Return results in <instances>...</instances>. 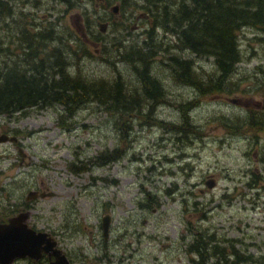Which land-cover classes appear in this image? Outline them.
I'll return each mask as SVG.
<instances>
[{
	"label": "rangeland",
	"instance_id": "374dc122",
	"mask_svg": "<svg viewBox=\"0 0 264 264\" xmlns=\"http://www.w3.org/2000/svg\"><path fill=\"white\" fill-rule=\"evenodd\" d=\"M24 1H15V7L29 20L73 36L61 34L74 48L84 44L90 51L91 56L81 61L84 76L120 75L137 84L138 64L135 71L131 63L118 62L115 71L105 59L116 61L122 52L147 40L156 20L151 12L137 8L143 0H131L125 7L119 0H29L23 5ZM118 3L115 14L111 7ZM77 23L94 44L80 36L73 25ZM101 23H108L106 33ZM1 34L7 45L18 46L14 32L5 29ZM153 38L156 45L170 44L171 53L194 61L192 79L219 77L212 57L176 50V36L160 27ZM238 44L241 61L227 80L233 92L205 97L178 83L171 74L170 55L164 52L167 46L158 50L152 73L163 82L167 96L149 117L133 114L122 120L128 132H122L120 119L98 103L84 105L70 119L62 106L0 116V137L17 138L0 144V218L15 209L7 207L6 197L19 205L13 210L19 212L28 192L39 191L46 197L32 203L30 225L51 233L74 257L84 256L87 248L95 261L97 249L98 254L102 251L101 220L110 215V256L128 255L136 248L145 264H156L155 259L161 264H191L189 246L204 235L206 243L214 236L227 254L226 261L210 255L204 264H231L232 250L254 257H246L245 264L262 262L264 133L240 127L250 110L257 116L264 111V31L243 26ZM71 71L77 72L75 67ZM186 104H195L189 114L182 107ZM115 150L118 159L100 165L104 153ZM73 165L84 171H74ZM211 179L216 183L212 189L207 185ZM125 232L129 236L118 243ZM141 262L137 257L130 263Z\"/></svg>",
	"mask_w": 264,
	"mask_h": 264
},
{
	"label": "trees",
	"instance_id": "16d2710c",
	"mask_svg": "<svg viewBox=\"0 0 264 264\" xmlns=\"http://www.w3.org/2000/svg\"><path fill=\"white\" fill-rule=\"evenodd\" d=\"M15 1L0 0V116L25 115L32 108L62 106L67 119H70L84 105L98 103L117 120L120 119L121 126L122 120L130 119L133 114L145 113L149 117L167 96L163 82L152 73L158 50L167 46L165 42L156 45L153 38L156 27L176 36V50L214 59L219 77L216 80L212 77L207 81L201 77L194 80L191 73L194 61L171 53L169 44L164 52L170 55L171 74L178 83L195 88L202 97L231 93L234 86L231 82L227 84V80L241 61L238 44L240 28L256 26L264 31V0H173V3L171 0H143L144 5L137 8L151 12L156 20L147 40L140 47L122 52L116 61L105 59L115 71L118 62L131 63L134 70L135 64L140 66L139 69L136 67L139 71V74L136 73L137 84H129L120 75L113 79L84 76V72H80L81 61L84 55L91 56L84 44L74 48L54 27H39L34 20H29L28 14L18 11ZM28 1H24L23 5ZM59 1L70 3V0ZM119 1L125 7L131 0ZM9 19L10 24L7 22ZM5 29L15 33L12 37L17 38L19 43L15 48L12 43L6 44L7 40L1 34ZM73 67L76 73L71 71ZM194 106L182 105L186 114ZM61 124L71 128L63 122ZM124 128L125 124L121 131L128 132L129 129ZM229 128L235 129L232 125ZM240 128L257 132L256 112L250 110L249 118ZM118 153V150L104 153L105 156L99 159L100 165L118 159ZM72 167L74 171H84V168ZM140 205L148 208L147 205ZM198 241L202 261L210 255L226 261L225 249L219 246L214 236L210 237V243L205 242L204 235H200ZM212 243L216 244L210 247ZM232 253L239 255L235 250Z\"/></svg>",
	"mask_w": 264,
	"mask_h": 264
},
{
	"label": "flooded vegetation",
	"instance_id": "af4514ba",
	"mask_svg": "<svg viewBox=\"0 0 264 264\" xmlns=\"http://www.w3.org/2000/svg\"><path fill=\"white\" fill-rule=\"evenodd\" d=\"M76 16L72 17V22L74 23V18ZM145 17V16H143ZM80 18V17H79ZM101 24H106L108 27V23H101ZM100 24V26H101ZM76 28V31L80 34L81 37H83V39H85V41L87 42V44H94L93 41V37L89 38L87 36V34L84 31V28L82 26V24H73ZM107 31V30H106ZM103 32V33H106ZM98 45V44H97ZM258 131H261L264 133V111L263 113L259 112V116H258ZM31 192H36V195L38 196L37 198L31 199L29 200L30 194ZM1 193H3V191L1 190ZM41 194H45L43 192H39V191H29L27 196H26V200L23 201V208L22 209H18L20 210L19 212H14L13 210H16L18 208V204L15 203H11L10 199L11 196L6 197L7 200V207L10 208L9 206L12 205L14 206L15 209L13 210H9L7 213L6 217H2L0 218V224H8L10 222V220L12 218H15L17 216H19L21 213L26 214L28 213V218L25 221V223L27 224V226L33 230H35L36 232H46L42 229H39L38 227H36V225H30L29 220L31 217V213H32V206H33V202L34 200H37L39 197L40 198H44L41 197ZM46 197V196H45ZM146 205V204H145ZM146 208V207H143ZM6 212V210H5ZM108 217L109 218V227L107 229V232H105L104 229V219ZM100 231H101V236L103 239V243H100L102 251L100 254H98V249H97V258L95 259V261H93L91 259V256L88 254V250L87 248H84V256H80V257H74L72 254H70V252L64 247V243L60 242L58 239H56L51 233L46 232L48 234V238L51 240V243L55 242V245L53 246V248H51L49 251H43L42 254L40 255V257L38 258H33V257H17L16 259H14V261L10 264H131V260H133L134 258L136 259L138 257L139 262H141V264H145V260L143 258L142 255H139L138 251L136 250V248H133L130 250V253L128 255H119V256H115L112 255L110 256L108 254V251L110 250V239L112 236V222H111V218L110 215H106L103 217V219L101 220V224H100ZM135 235V234H134ZM129 236L128 232H125L124 234H122L120 236L119 239H117L116 241L118 243H120L122 241V239L124 237ZM138 242L141 241L138 240ZM180 244H184V240L181 239ZM178 244V245H180ZM130 243L127 245V248L130 247ZM236 251V250H235ZM56 252H59L58 255L56 254ZM188 252L190 253V261L191 264H204L205 261H207L208 258H210V256H207L203 261L201 260V253H200V245L199 243L193 244L191 246H189V250ZM239 255L237 254H233L232 251L230 253V256L233 255V257L235 258L234 261H229L231 264H245L249 259L246 257H250V258H254L253 256H248L246 254H242L240 251ZM137 253V254H136ZM197 256V260L194 259V257ZM227 256V255H226ZM119 257V258H116ZM115 258V259H113ZM261 260H263L262 262H259V264H264V257L260 258ZM156 264H161L159 260L155 259ZM133 264V263H132ZM140 264V263H139ZM254 264V263H251Z\"/></svg>",
	"mask_w": 264,
	"mask_h": 264
},
{
	"label": "water",
	"instance_id": "95a60500",
	"mask_svg": "<svg viewBox=\"0 0 264 264\" xmlns=\"http://www.w3.org/2000/svg\"><path fill=\"white\" fill-rule=\"evenodd\" d=\"M119 5H115L112 11L117 14ZM106 24H101L100 30L105 32ZM7 141L16 142V137L9 138L6 135L0 137V144ZM210 189L215 187L216 183L213 179L207 182ZM52 195V194H48ZM46 194H41L45 197ZM36 192H31L29 200L37 198ZM28 218V213H21L19 216L12 218L8 224H0V264H10L17 257H33L38 258L43 251H49L54 243H51L46 232H36L29 228L25 221ZM109 218L104 219V229L107 232L109 227ZM59 252H56L58 255ZM60 254V253H59Z\"/></svg>",
	"mask_w": 264,
	"mask_h": 264
}]
</instances>
